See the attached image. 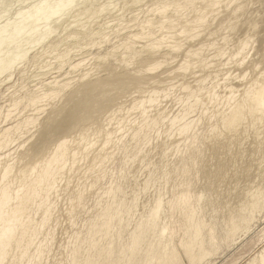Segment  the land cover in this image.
<instances>
[{"label":"bare ground","instance_id":"obj_1","mask_svg":"<svg viewBox=\"0 0 264 264\" xmlns=\"http://www.w3.org/2000/svg\"><path fill=\"white\" fill-rule=\"evenodd\" d=\"M35 1L0 25V90L18 76L0 92V264H204L250 234L264 0Z\"/></svg>","mask_w":264,"mask_h":264},{"label":"rangeland","instance_id":"obj_2","mask_svg":"<svg viewBox=\"0 0 264 264\" xmlns=\"http://www.w3.org/2000/svg\"><path fill=\"white\" fill-rule=\"evenodd\" d=\"M9 1L6 2V3H9V4L6 5V3L4 2L5 5L3 4V5L0 6V9L3 10V11H6L7 8H8V10L6 12H4V13L7 14V12L10 11V12H8L7 16L5 14V16L3 17V15H2L3 14V11L0 10V14L3 17L1 19V16H0V21L3 20V22L2 21L0 22V25L1 24L3 25L5 23H7V22H10V20H11V22H13L18 17L17 16V13L18 12L16 10H21L22 8H25V6H28V5L33 4L34 3L33 1H35V0H30V1H32L31 3H30L29 0H26L27 2H25L24 0H22L24 2H22L21 0H19V1L18 0H15L16 1V4H15V1L14 0L13 1L12 0H9ZM23 3H25V6H24ZM12 4H14L15 7L11 6ZM21 5H23V7ZM17 7L20 8V9H17ZM11 11H12V13H11ZM10 15H11V17L14 16V19H12L13 17L11 18ZM15 15L17 17H15ZM6 18H7V21H6ZM4 21H6V22L4 23ZM17 79H18V76L17 75H15L14 77H12V82L10 84H7L6 86H4L0 90V92H3L4 95H7L8 92L5 93L6 91H4V90L6 88H8L7 86L10 85L9 87H11L13 84H15V81H16V84H17L18 83ZM21 82H22V80H21ZM21 82H19V83H21ZM27 83H28V80L25 79L24 82L22 83V85H26ZM9 91H12V88ZM1 96L2 95H0V97ZM116 172H118V171H116ZM117 174L118 173H116V175ZM116 178L117 177L115 176L114 177V181L116 180ZM57 237H58V235H57ZM237 242H235L236 245H233V246H230V247H226L225 245H223L216 252V254H214L210 258H207L208 260L205 261L204 264H208V263L209 264H245V263H247L248 260L251 257L254 256V252H256L257 250L261 249V247L264 245V212L262 213V215L260 216V218H258V220L254 223V225L252 227V231L250 232V234H247L245 237L243 236L242 239L241 238L238 239Z\"/></svg>","mask_w":264,"mask_h":264}]
</instances>
